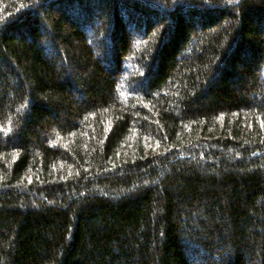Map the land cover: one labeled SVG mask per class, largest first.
<instances>
[{
  "label": "trees",
  "instance_id": "obj_1",
  "mask_svg": "<svg viewBox=\"0 0 264 264\" xmlns=\"http://www.w3.org/2000/svg\"><path fill=\"white\" fill-rule=\"evenodd\" d=\"M0 264H264V0H0Z\"/></svg>",
  "mask_w": 264,
  "mask_h": 264
}]
</instances>
